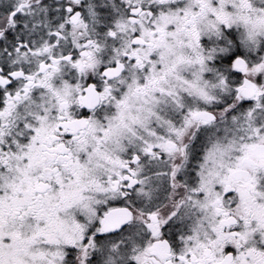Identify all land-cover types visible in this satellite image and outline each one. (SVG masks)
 <instances>
[{"label": "snow or ice", "instance_id": "6c2138e0", "mask_svg": "<svg viewBox=\"0 0 264 264\" xmlns=\"http://www.w3.org/2000/svg\"><path fill=\"white\" fill-rule=\"evenodd\" d=\"M0 264H264V0H0Z\"/></svg>", "mask_w": 264, "mask_h": 264}]
</instances>
